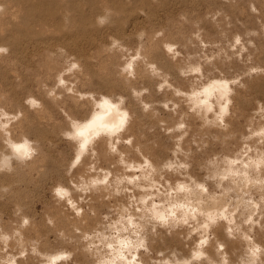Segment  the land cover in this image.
<instances>
[{
  "label": "rangeland",
  "instance_id": "374dc122",
  "mask_svg": "<svg viewBox=\"0 0 264 264\" xmlns=\"http://www.w3.org/2000/svg\"><path fill=\"white\" fill-rule=\"evenodd\" d=\"M132 1L93 45L0 48V146L26 150L0 168V264H264V0Z\"/></svg>",
  "mask_w": 264,
  "mask_h": 264
},
{
  "label": "bare ground",
  "instance_id": "6f19581e",
  "mask_svg": "<svg viewBox=\"0 0 264 264\" xmlns=\"http://www.w3.org/2000/svg\"><path fill=\"white\" fill-rule=\"evenodd\" d=\"M5 1L6 4H4V6L7 5L6 7L7 9H5L6 11L4 10L5 12L2 14V17L3 15H5L7 21L6 23L0 24V41L4 40V44L2 43L3 42L2 41L0 44V48L1 49L7 48L8 50L10 49V51H12L14 55L17 58H19V60L23 59L22 58L23 56H21V54L23 55L22 52L31 47L34 48V50L40 48H43L44 50H52V49L61 50L62 48L64 49L66 48L69 50H76L82 44L93 45L96 42V38L93 36V34L102 30V24L93 23L90 19L94 15L105 13L107 10H112L111 13L112 16L110 15V17L108 18L105 27L112 28L116 30L117 33L123 34L125 31V23L123 22L124 18L125 20H129L126 18H130L133 13L131 12L132 9L131 11L127 10L128 5L126 4H129L126 3L127 0L126 2L119 0L122 1L123 3L121 2L118 3V0L116 1L91 0L89 4L82 2L83 0L82 1L81 0H5ZM135 1H137V3L138 2L143 3L140 2L143 0L140 1L135 0ZM147 1L148 0H146V2ZM148 3L150 4L151 2L148 1ZM151 4L154 5L156 3L154 4L151 3ZM143 5L145 6L143 7L146 8L148 4L146 3L145 5L144 3ZM136 6L139 7V4ZM126 10L127 12L130 13L124 14ZM146 15L148 14L146 13ZM149 15L151 14L149 13ZM98 82L103 86H107L109 84V81L106 80V78L104 77L98 79ZM210 86H212L215 90H218L222 98L226 96L225 87L221 85L218 86L217 82H213V85ZM227 102H230V100L227 99L226 103ZM227 104L229 105V103ZM117 121L119 122V116L117 115V113L112 109H107L101 112V115L93 123H91V125L92 127H94L96 124L111 126V125H115ZM87 129L88 127L85 130L80 131V132L85 131L84 133H81L83 136L89 135L90 131ZM14 147L15 150H17V152L15 153H14ZM9 149L10 150H7L5 149L4 146L3 147L0 146V168L3 167L4 169L5 166H12L10 162L11 158H15L19 160V158L26 155V150L22 147L21 143L19 144L15 142L12 145L9 144ZM255 163L261 165L260 159H258L257 162ZM34 169L35 170L38 169L36 172H40V174H43V171L40 170L37 166L34 167ZM4 170L3 172H5ZM8 174L9 173H6L7 178H8ZM248 174L249 173L243 169L241 176L243 178L244 177L250 178ZM6 175L4 176L6 177ZM5 177L3 181L7 180L5 179ZM10 179L11 177L8 178L6 182H9ZM11 182L12 181L9 182L10 185L12 184ZM9 184L6 185L8 186V188L10 187ZM0 187L4 188L5 186H0ZM24 198L25 197L23 196L22 201H24ZM201 207L202 206L196 205V207L193 206L192 209L201 211ZM209 214L211 215V217L213 216V213L210 211ZM225 223L229 225L231 222L230 220H226ZM203 239H205V237ZM247 242H248V238H247ZM249 244H250L249 253L251 254L249 255V257L252 258V256L260 253L261 245H259L257 241L251 240L250 238H249ZM262 251H264V246H262ZM119 260H120V256L116 254L114 257V261L118 263ZM177 264H188L187 258L183 259L182 262H179Z\"/></svg>",
  "mask_w": 264,
  "mask_h": 264
}]
</instances>
